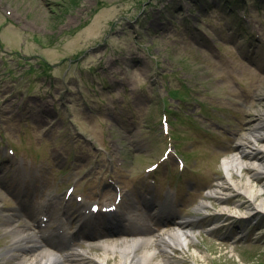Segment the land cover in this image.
Masks as SVG:
<instances>
[{
  "label": "rangeland",
  "instance_id": "1",
  "mask_svg": "<svg viewBox=\"0 0 264 264\" xmlns=\"http://www.w3.org/2000/svg\"><path fill=\"white\" fill-rule=\"evenodd\" d=\"M164 111L172 139L162 130ZM263 113L264 0H0V264H17L7 226L11 215L26 224L18 201L81 218L83 207L115 203L120 192L112 217L131 215L128 228L149 229L150 219L159 224L153 209L143 213L145 195L152 207L169 203L167 185L179 194L180 216L202 217L200 233L186 249L136 248H157L150 264H264V214L247 225L216 214L223 205L251 206L246 196L234 192L224 204L207 195L225 175L224 157L238 152ZM172 142L186 168L178 171L172 153L153 184L145 169ZM241 230L246 237L236 240ZM81 241L92 254L104 251ZM119 258L112 254L110 264Z\"/></svg>",
  "mask_w": 264,
  "mask_h": 264
},
{
  "label": "bare ground",
  "instance_id": "2",
  "mask_svg": "<svg viewBox=\"0 0 264 264\" xmlns=\"http://www.w3.org/2000/svg\"><path fill=\"white\" fill-rule=\"evenodd\" d=\"M11 15H13V12ZM246 137L251 144H247V141L243 140ZM260 140L264 141V118L257 125L253 126L251 130L241 136L239 140L241 146L240 151L226 157L223 161V168L226 175L218 181L217 186L213 188L211 193L208 192V194L219 198L221 201H225L234 192L245 195L253 204V206L248 207L244 211V213L249 211L247 215L257 211V207L264 211V198L259 200L258 196L263 193L264 184L261 187L254 184L257 176L264 175V144H260ZM246 168L253 171L251 176H247L246 179L235 177V175H244ZM206 205H208V202H201L199 209L203 210ZM251 208H253L252 211H250ZM26 211L28 214L27 219L33 218L34 212L28 209ZM219 212L232 216L234 214L240 216L244 214L239 211V208L232 209L228 205H223ZM9 219L13 223H9L7 227L13 234V241L17 248L9 250L7 253L16 250L21 252L11 255L17 264H110L109 257L116 253H120V258L115 260L113 264H150V262L154 261L157 248H147L143 252H139L136 248L144 244L150 245L158 242L162 244L166 252L170 251V245L172 243L178 245L181 249H186L190 242L196 240V234L198 233V231H195L191 227H184L185 224H192L196 221L197 217L195 219L182 220L179 223L180 226L165 229L157 236L149 235V231L147 234H140L134 230L126 231L121 228L115 231L118 235L113 240L102 241V239L112 234V232H106L104 234L96 233L95 236L91 237L90 239L97 241L104 250L102 254H92L90 252L92 246H90V249H86L77 247V244L71 242L67 246L61 244L47 246L45 245V235L43 233L30 231L27 226L18 225V221L20 220L14 215L9 216ZM77 222L80 223V219ZM34 224L36 223L34 222ZM39 232H42V230H39ZM96 235L100 236L96 237ZM74 238L78 239V237ZM64 241L63 243L66 244ZM23 253H28L30 256H23ZM163 260L167 264H171L170 258Z\"/></svg>",
  "mask_w": 264,
  "mask_h": 264
}]
</instances>
